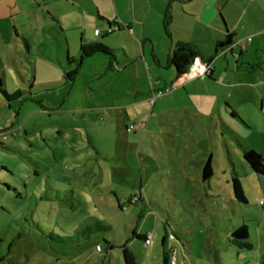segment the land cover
<instances>
[{"label": "rangeland", "instance_id": "374dc122", "mask_svg": "<svg viewBox=\"0 0 264 264\" xmlns=\"http://www.w3.org/2000/svg\"><path fill=\"white\" fill-rule=\"evenodd\" d=\"M83 1L87 8L93 5ZM46 4L0 0V89L23 92L9 104L0 91V127L9 132L0 141V264H108V250L112 247L122 259L121 245L132 240L135 229L156 234L148 264L162 263V236L170 230L184 235L193 254L191 264H264V177L245 162L241 148L248 145L264 157L263 114L242 110L249 129L225 110L250 134L240 144L227 132L210 131L207 118L195 119L205 127L182 129L175 140L169 133H148L143 140L132 111L128 117L122 112L111 118L101 110L109 104L104 100L111 86L105 79L95 85L99 93H93L100 102L89 99L88 79L81 77L73 87L64 81L54 85L58 90L37 96L30 90L33 64L44 60L42 49L56 62L67 47L66 41L58 42L59 29L52 26L49 8L65 12L70 5ZM190 21L186 11L176 10V37L193 36ZM116 35L108 39L121 36L127 46L125 35ZM73 37L77 47L79 32ZM153 40L164 54L156 34ZM88 67L84 75H89ZM48 77L41 72L37 83ZM182 124L189 125L186 118ZM210 156L217 196L202 190L201 172L187 170L191 163L204 166ZM233 170L247 205L232 198ZM242 222L250 233L245 242L231 237ZM167 242L178 263L185 264L183 246L170 236ZM133 248L144 252L147 246L135 242Z\"/></svg>", "mask_w": 264, "mask_h": 264}, {"label": "crops", "instance_id": "0c3cea01", "mask_svg": "<svg viewBox=\"0 0 264 264\" xmlns=\"http://www.w3.org/2000/svg\"><path fill=\"white\" fill-rule=\"evenodd\" d=\"M89 1L93 5L87 8L83 0H43L48 7L61 2L69 3L70 8L65 12L55 9L52 11L49 8L53 16L52 26L59 29L58 42L66 41L67 47L60 51L56 62L45 57V50L42 49L44 60L37 59L33 64L34 82L31 84V92L35 91L37 96L40 93H52L59 89L54 85L65 83L73 87L81 77L88 79L89 99L100 102L98 98L93 99V93H99V88L95 85L104 84L102 81L105 79L111 86L110 93L104 100L109 104L101 110L111 118L122 112L128 117L132 111L133 118L138 123L136 129H142L144 132L143 140L148 133L166 136L169 133L170 138L175 140L174 136L181 134L182 129L205 127L206 123L203 125L201 121L195 120L203 118L209 121L206 127H209L210 131L219 130L223 134L227 132L239 144L248 140L250 134H246L236 121L230 119L225 110L249 129H252V126L245 120L242 110L260 111L264 116V0ZM119 5L125 12L122 9L121 13ZM178 8L186 11L191 20L190 26L194 28L191 38L176 37L174 33L173 23ZM110 30L112 31L109 32ZM96 31H99V34H96ZM77 32L80 42L76 47L73 35ZM121 33L128 40L127 46L121 44V36H118L117 40L115 36L108 39L109 36ZM155 34L162 43L164 54L158 52L157 43L153 40ZM228 37H231V43L222 48L218 47L225 44ZM178 43L192 45L206 59L204 61L210 60V77L187 80L178 75L170 62L172 49ZM82 47L92 49L91 53L98 49L103 52H94L79 64ZM89 64L92 69L89 75H84L83 71L89 69L86 68ZM57 67H60L63 73H59ZM41 72L50 77L45 82L37 83ZM5 90L8 93L17 91H9L7 88ZM96 110L88 109L93 113ZM17 117L15 124L20 121L18 115ZM154 117L155 123L150 125ZM185 118L188 126L182 124ZM0 129H3L0 130L2 141L1 138L5 139L9 132H4L6 127ZM247 146L241 148L255 151ZM262 158L264 159L263 156ZM207 159L212 165V157ZM204 166L191 163L187 170L194 168L202 173ZM234 174L238 178L235 170L232 171V177ZM213 178L214 170L208 183L203 181L201 174L202 190H205L208 196H217L212 192ZM261 183L264 189V182ZM149 234L152 239L150 244H147L146 237ZM168 236L183 246L185 264L193 263V254L184 235L170 230L165 231L162 236L161 264H165V255L172 250L168 247ZM132 237L126 247L135 257L136 264H148L153 257L152 246L156 234L143 230L137 232L135 229ZM135 242L145 244L146 251L132 249ZM98 247L99 245L97 250ZM251 250L249 248V251ZM102 251L101 247L100 252ZM112 252L111 247L106 255L107 263L124 264L123 257L120 259ZM215 255H218L215 257L216 262L221 261L218 251ZM176 264H179L177 260Z\"/></svg>", "mask_w": 264, "mask_h": 264}, {"label": "trees", "instance_id": "16d2710c", "mask_svg": "<svg viewBox=\"0 0 264 264\" xmlns=\"http://www.w3.org/2000/svg\"><path fill=\"white\" fill-rule=\"evenodd\" d=\"M231 43V37H228L227 42L225 44H220L218 47L222 48L225 45H229ZM92 49L82 47V57L81 61H79V64L88 58L91 54L94 52H103V50H96L93 53H91ZM195 58H202V60H206L203 58L195 47H193L190 44L185 43H178L174 45L171 55H170V62L176 69L179 76L184 75L189 67L194 62ZM210 61V60H208ZM210 77V76H209ZM70 78V75L68 76ZM2 94L4 95L5 99L8 102H13L20 100L23 97V93L20 90H17L13 93H8L5 89H0ZM243 157L245 162L252 168V170L259 176L264 177V164H263V158L258 153H256L253 150H250L246 147H243ZM213 176V170L211 166V161L208 160L206 165L203 168L202 172V178L205 183L210 182L211 178ZM232 188L234 193V198L244 205H247L248 202L246 200V196L244 194L243 186L240 182V180L235 176V174L232 177ZM264 206V205H262ZM90 227H88L89 229ZM250 236L249 233V227L246 222H243L238 227H234L233 231L231 232V237L235 239L236 241L245 242L248 241ZM100 247V246H99ZM123 248V260L124 264H136L135 257L129 252L128 248L126 246H121ZM165 264H171V253L165 255Z\"/></svg>", "mask_w": 264, "mask_h": 264}, {"label": "built area", "instance_id": "2783aa9c", "mask_svg": "<svg viewBox=\"0 0 264 264\" xmlns=\"http://www.w3.org/2000/svg\"><path fill=\"white\" fill-rule=\"evenodd\" d=\"M110 30L109 32H111ZM96 34H99V31H96ZM212 72V65L208 61H204L201 58H195L192 65L189 67L187 72L182 75L183 79L187 80H197V79H206L210 76ZM131 129V128H130ZM261 205H264V201L260 202ZM152 235L149 234L146 237V243L150 244ZM101 250V247H98V251ZM171 253V264H176V257L174 256L173 250L169 251Z\"/></svg>", "mask_w": 264, "mask_h": 264}]
</instances>
